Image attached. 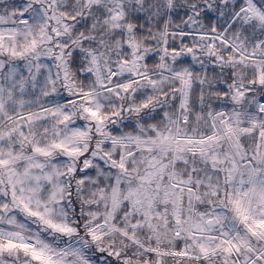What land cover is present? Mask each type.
<instances>
[{
    "label": "snow or ice",
    "instance_id": "6c2138e0",
    "mask_svg": "<svg viewBox=\"0 0 264 264\" xmlns=\"http://www.w3.org/2000/svg\"><path fill=\"white\" fill-rule=\"evenodd\" d=\"M0 264H264V0H0Z\"/></svg>",
    "mask_w": 264,
    "mask_h": 264
}]
</instances>
